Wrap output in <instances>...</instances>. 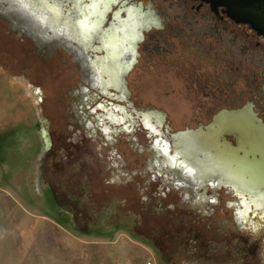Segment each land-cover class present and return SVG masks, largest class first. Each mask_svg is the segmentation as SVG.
Returning a JSON list of instances; mask_svg holds the SVG:
<instances>
[{
	"label": "rangeland",
	"instance_id": "obj_1",
	"mask_svg": "<svg viewBox=\"0 0 264 264\" xmlns=\"http://www.w3.org/2000/svg\"><path fill=\"white\" fill-rule=\"evenodd\" d=\"M12 2L0 0V264H235L234 241L245 240L239 233L258 239L264 264V226H253L247 213L235 214L243 208L237 198H218L220 189L187 179L166 155L151 150L154 137L136 126L134 110L128 133H122L123 113L107 105L121 100L102 94L88 79L94 74L90 53L81 57L71 47L58 26L65 21L47 16L42 22ZM137 69L126 78L131 101L139 109L166 112L174 132L183 129L179 122L187 115L174 114L181 110L141 96L153 93L139 89ZM98 97L105 105L92 104ZM52 143L68 175L57 173L54 185L63 191L72 181L69 174L81 177L70 184V198L80 197L79 203L63 202L66 211L83 213L78 230L61 226L58 211L43 196L44 157ZM160 205L173 209L166 214ZM100 221L107 227L101 229ZM123 223L138 234L165 236L166 242L174 237L170 254L159 258L153 243L116 226ZM188 230L197 237L183 236ZM227 249L229 256L223 254Z\"/></svg>",
	"mask_w": 264,
	"mask_h": 264
},
{
	"label": "flooded vegetation",
	"instance_id": "obj_2",
	"mask_svg": "<svg viewBox=\"0 0 264 264\" xmlns=\"http://www.w3.org/2000/svg\"><path fill=\"white\" fill-rule=\"evenodd\" d=\"M19 1L20 3L16 0L11 3L15 10L24 11L23 7H28L42 22L47 16H52L50 14L44 16L37 8V4L30 0ZM62 1L65 7L71 4L66 0ZM89 2L90 0L84 1V3ZM130 7L143 13L145 20L151 18L156 23L137 30L139 33V38L136 39L137 50L134 51L131 59L130 52H127L125 59L128 64L131 61L133 64L128 72L123 74V94L113 87L106 89L102 80L99 79L95 57L102 53L74 38L72 28L68 29L65 19H56L65 21L66 25L58 23V26L65 29L71 47L81 57L86 50L89 51L90 60L87 59V63L93 67L94 74L88 79H92V84L95 81L99 92L115 100H121L122 103L113 101L107 102V105L123 113L121 119L125 123L121 125L122 133H128L130 125L126 123L133 116L129 110H134L140 118L136 126H142L149 137H154L151 150L154 149L153 151L166 155L172 166L183 172L187 179L199 182L203 186L220 189L218 198L221 194H230L237 198L239 202L236 203H241L243 207L236 209L235 214L238 217H242L240 210L245 208L242 200L246 198L250 205L247 213L248 222H252L253 226L258 228L264 226V200L257 198L258 194L255 193H251V198L249 193L241 195L235 185L223 181L226 176L222 170L229 166L244 177L259 178L262 184L260 189L264 191V33L234 18L225 6L213 5L204 0H121L120 4H115L113 10L108 12L105 27L117 21L114 15L119 10H122L120 16L124 19L126 9ZM136 66H138L136 74L139 75L137 77L139 89L153 93L141 94V96H153L160 101L164 100L169 107L168 110H181L174 114L176 118L187 115L179 122L185 125L183 129L174 132L166 112L153 107L139 109L131 101V92L126 78ZM92 104L105 105L104 102L99 101V97ZM90 110L96 109L91 106ZM108 115L111 116V113ZM151 115V123L154 126L146 124L144 120L147 117L149 120ZM216 115L221 116V122L213 124ZM97 124L102 125L101 122ZM163 128L167 130L166 135H170L169 142L163 138L165 136ZM184 131H189L188 135L202 138L201 142L205 149L201 152V156L204 157V153L212 152L218 160L219 170H207L204 179L194 175L197 171L191 168L192 165L184 162L185 156L177 154L181 147L179 139L183 136L180 133ZM50 146L52 147L51 151L49 150L50 153L48 152L44 157L46 167L43 196L46 197L47 204L58 211L60 225L63 223L78 230L81 226L79 222L84 219H81L83 213L78 209L72 212L66 211L63 202L71 199L79 203L80 197L70 198L73 194L70 184L76 183V180L81 177L69 174L72 181L62 187L63 191L58 185H54L52 179H55L57 173L62 174L61 178L68 175L63 163L57 160L58 151L54 144ZM48 163L53 167L52 169ZM245 167L250 169V175L246 174ZM255 200L260 203V207H256ZM160 207L159 211L166 214L173 209L170 206L169 210L165 211L163 205ZM78 212L80 214H77ZM188 214L189 209H185L184 215ZM118 216H123L125 219L124 214ZM257 216L260 221L256 219ZM135 217H138L139 223L144 222L142 213ZM188 221L189 219L186 222ZM190 221V225L193 226L196 220ZM197 223L202 224L200 221ZM116 226H121L140 241L148 240L153 243V249L159 258H165L170 254L168 245L175 240L174 237L166 242L163 240L165 236L162 237L160 234L153 236L138 234L136 229L128 228L124 223L116 224ZM99 227L103 229L107 225H103L100 221ZM238 235L245 240L234 241L239 245L237 253L235 251L238 255L235 264H263L262 257L259 256L258 239L248 240L250 237H244L241 233ZM183 236L197 237L196 232L192 230L185 231ZM200 253L203 257L209 254L206 250ZM223 254L229 256L230 251L227 249Z\"/></svg>",
	"mask_w": 264,
	"mask_h": 264
},
{
	"label": "bare ground",
	"instance_id": "obj_3",
	"mask_svg": "<svg viewBox=\"0 0 264 264\" xmlns=\"http://www.w3.org/2000/svg\"><path fill=\"white\" fill-rule=\"evenodd\" d=\"M33 3L37 4V8L39 11L44 14H50L55 18H63L66 20V23H68V29L72 28V31L74 33V38L82 42L86 46L93 47L96 51L101 52L102 54L99 56L97 55L95 57V64L97 65V69L99 72V79L102 80V84L105 85V88L107 87H113L114 89L120 91L122 94L124 92L123 87V74L124 72H128L130 67L132 66L133 62H128L125 60L127 57V52H130V59L134 56V51L136 49V39H128L132 35L130 31H124L121 32L120 29L124 28L127 29L128 25L124 23V21L128 20V12L127 8L125 14V18L122 19L120 16V13L122 10H119L118 13H115L114 17L117 19L116 22L113 24H110L109 26L105 27V21L106 17L108 15V12L113 10V6L115 4L119 3H108L107 7H105V4L101 3L97 9H95L94 15H89V13L93 10H85L83 8V5L80 6V12H77L74 5L77 4V0H66V2H71L69 7H65L64 1L62 0H30ZM85 0H83L84 3ZM90 3V2H89ZM88 4V3H84ZM131 8V7H130ZM133 9V8H132ZM134 10V9H133ZM82 13V14H81ZM99 13H102V15H99ZM88 17V23L96 24V29L91 33V39L88 41H85L81 38V27L78 23H76L77 20H82L84 17ZM138 30V29H137ZM138 32V31H137ZM125 40H127V43H125ZM112 43L116 44L119 47L118 48H107L105 45ZM128 47L130 48L129 51L125 52L124 48ZM123 53L122 55H120ZM115 56H119V59H116ZM125 112V110H122ZM151 117L149 120L144 118L146 124L150 126H154L151 123ZM124 119V118H123ZM200 137L194 136V135H183L179 139V150L177 151V154H182V156H185V161L187 164L192 165V169H195L197 171L196 174H194L199 179H204L206 177L205 173L207 170H219L220 167H218V160L217 158L212 154V152L204 153V157L201 156V152L205 149L204 144L201 142ZM189 159V162H188ZM173 161V159H172ZM191 161V162H190ZM246 171V174L250 175V169L248 167L244 168ZM225 172L226 179L225 181L227 184H233L235 185L237 191L244 196V193H249V197L251 198V193L258 194L259 191H263L260 189L261 181L259 178L253 179L247 176H242L238 172H235L236 170H233L231 167L226 166L222 168ZM241 181L246 182L248 185L251 186L253 191H247L244 190L241 187ZM258 198V196H257ZM242 204L245 206L244 210H240V213L242 216L244 214L248 213V210L250 209V205L247 202L246 198H243ZM256 207H260V203H257L255 200Z\"/></svg>",
	"mask_w": 264,
	"mask_h": 264
},
{
	"label": "snow or ice",
	"instance_id": "obj_4",
	"mask_svg": "<svg viewBox=\"0 0 264 264\" xmlns=\"http://www.w3.org/2000/svg\"><path fill=\"white\" fill-rule=\"evenodd\" d=\"M103 3L105 4V7H107L108 3H119V0H90V3L84 4L83 0H77V4L74 5L73 7L77 12H80V6L83 5V8L85 10H93L89 13V15H94L97 14L95 13V9L98 8V6ZM127 12L129 14L128 20L124 21L128 25L127 29L121 28L120 31H130L132 35L128 37V39H137L139 38V33L137 32L138 28H146L150 26L151 24L156 23L155 20H152L151 18L145 20L144 19V14L139 12L138 9L133 10L132 8L127 9ZM82 14V13H81ZM99 15H102V13H99ZM76 23H78L81 27V38L85 41H88L91 39V33L96 29L97 25L96 24H91L89 25L88 23V17H84L82 20H77ZM125 43H127V40H125ZM107 48H118L119 46L116 44L109 43L105 45ZM130 48L125 47L124 51L127 52L129 51ZM121 53L120 55H122ZM116 59H119V56H115ZM241 187L244 190L247 191H253L250 185H248L246 182L241 181ZM258 198L264 200V191H259L258 193ZM255 202V201H254Z\"/></svg>",
	"mask_w": 264,
	"mask_h": 264
},
{
	"label": "water",
	"instance_id": "obj_5",
	"mask_svg": "<svg viewBox=\"0 0 264 264\" xmlns=\"http://www.w3.org/2000/svg\"><path fill=\"white\" fill-rule=\"evenodd\" d=\"M213 5L225 6L228 12L237 20L250 24L264 33V0H204ZM221 116H215L213 124L220 123ZM180 134L186 135L187 132Z\"/></svg>",
	"mask_w": 264,
	"mask_h": 264
}]
</instances>
